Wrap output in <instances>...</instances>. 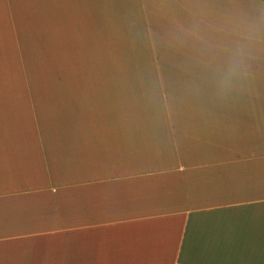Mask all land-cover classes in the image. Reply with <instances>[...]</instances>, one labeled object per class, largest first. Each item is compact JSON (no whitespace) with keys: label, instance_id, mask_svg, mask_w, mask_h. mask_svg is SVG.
Segmentation results:
<instances>
[{"label":"crops","instance_id":"0c3cea01","mask_svg":"<svg viewBox=\"0 0 264 264\" xmlns=\"http://www.w3.org/2000/svg\"><path fill=\"white\" fill-rule=\"evenodd\" d=\"M205 2L0 0V264H264V51L223 102L142 110Z\"/></svg>","mask_w":264,"mask_h":264},{"label":"clouds","instance_id":"9594fccd","mask_svg":"<svg viewBox=\"0 0 264 264\" xmlns=\"http://www.w3.org/2000/svg\"><path fill=\"white\" fill-rule=\"evenodd\" d=\"M153 41L168 49H188L190 54L183 62L185 77L166 85V101L160 99L159 80L146 87L142 110L149 124L179 102L198 101L204 95L223 102L246 86L252 61L264 51V0L248 7H219L206 0Z\"/></svg>","mask_w":264,"mask_h":264},{"label":"rangeland","instance_id":"374dc122","mask_svg":"<svg viewBox=\"0 0 264 264\" xmlns=\"http://www.w3.org/2000/svg\"><path fill=\"white\" fill-rule=\"evenodd\" d=\"M40 75H35V76H42V71H38ZM16 76H22V77H28V75H25V74H14V75H2L1 77L3 78H8V77H16ZM30 76V75H29Z\"/></svg>","mask_w":264,"mask_h":264}]
</instances>
